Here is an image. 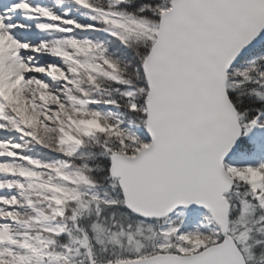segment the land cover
<instances>
[{"label": "snow or ice", "instance_id": "1", "mask_svg": "<svg viewBox=\"0 0 264 264\" xmlns=\"http://www.w3.org/2000/svg\"><path fill=\"white\" fill-rule=\"evenodd\" d=\"M0 264H264V0H0Z\"/></svg>", "mask_w": 264, "mask_h": 264}]
</instances>
